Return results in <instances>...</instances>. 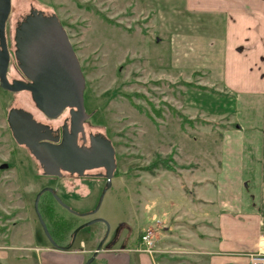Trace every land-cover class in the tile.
Segmentation results:
<instances>
[{
    "label": "rangeland",
    "instance_id": "374dc122",
    "mask_svg": "<svg viewBox=\"0 0 264 264\" xmlns=\"http://www.w3.org/2000/svg\"><path fill=\"white\" fill-rule=\"evenodd\" d=\"M32 7L56 13L68 33L85 79L86 106L94 112L90 121L114 141L117 171L91 214L69 212L48 192L36 208L37 194L52 185L84 212L98 204L104 181L45 176L7 123L11 106L32 109L24 91L0 87V246L21 245L8 250V264H39L34 246L54 239L68 244L74 228L92 219L73 245L83 239L96 248L106 222L109 237L118 232L101 252L132 259L144 230L154 228L152 251L143 250L156 264H207L205 240L218 236L207 198L237 192L243 205L252 198L261 210L264 195V93H239L247 91L243 84L227 81L232 94L221 83L222 26L216 25L210 38L204 20L183 9L184 0H11L8 39ZM238 64L245 69L243 60ZM191 67L201 70L193 74ZM182 80L216 88L219 101L204 89L206 96L186 105L188 86ZM188 198L205 217L193 215ZM198 198H205L204 204ZM47 207L54 217L73 221L72 227L56 235ZM93 256L88 253L87 261Z\"/></svg>",
    "mask_w": 264,
    "mask_h": 264
},
{
    "label": "crops",
    "instance_id": "0c3cea01",
    "mask_svg": "<svg viewBox=\"0 0 264 264\" xmlns=\"http://www.w3.org/2000/svg\"><path fill=\"white\" fill-rule=\"evenodd\" d=\"M183 9L191 15L196 14L199 20H204L203 25L209 31L210 38L214 36L211 32L217 28L215 26H222L219 27L222 33L219 72L223 86L232 94L235 92L229 86H233V83L238 86L243 84L242 88L247 90L239 93H264V0H184ZM162 31L160 38L167 34V29ZM239 60L246 63L244 70L239 66ZM191 69L193 74L201 70L199 67ZM227 81L229 86L226 85ZM205 91L188 87L184 91V103L189 105L193 99L206 96ZM216 94L207 95L209 99L219 101L215 98ZM153 195L155 200H159L156 194H151L152 197ZM188 199L193 205H189L194 209L193 215L196 218L205 217L203 213L198 214L196 205L194 207V198ZM204 199L197 200L204 204ZM207 199L214 207L213 222L218 235L205 240L207 247L203 250L208 255L207 264H251L247 254L259 248L260 237L264 234V195L259 200L262 204L261 210L259 204H253L252 198H248L251 201L243 205L237 192L233 195L228 193L225 197ZM15 247L21 248V245L0 246V264H8V250ZM34 247L39 264H86L88 253L96 249L87 246L83 239L79 245L64 247L43 243ZM139 247L141 248L140 245ZM140 248L132 259L129 255L126 258L113 252H101L100 248L96 252L98 257L95 256V264H156L152 255Z\"/></svg>",
    "mask_w": 264,
    "mask_h": 264
},
{
    "label": "water",
    "instance_id": "95a60500",
    "mask_svg": "<svg viewBox=\"0 0 264 264\" xmlns=\"http://www.w3.org/2000/svg\"><path fill=\"white\" fill-rule=\"evenodd\" d=\"M10 11L11 0H0V87L8 91L30 89L37 105L49 116L57 115L66 105H76L80 113L79 119L82 118L85 79L68 33L56 13L47 14L42 9L32 7L20 21L15 31V57L23 73L33 82L25 83L22 80L10 81L8 79L10 52L6 41L5 26ZM16 118H18L17 110L11 109L8 121L14 138L18 143H26L32 149L43 164L46 173H57L59 164L71 170H82L84 167L101 164L106 166L107 183L94 210L96 211L100 206L104 192L111 185L113 171L116 167L114 148L110 140L106 139L107 141L102 147L93 146L84 149V151L77 147L74 139L70 142L63 140L58 145L38 142V137H23V130L15 122ZM71 162L76 163L77 166L70 167ZM45 190L46 188H43L37 194L36 208L39 196ZM54 196L60 201L56 193ZM40 219L47 231L41 216ZM95 220L92 219L77 226L74 230L73 240L79 229ZM103 241L104 239L98 244L94 255L102 246ZM93 258L94 256L86 264H89Z\"/></svg>",
    "mask_w": 264,
    "mask_h": 264
},
{
    "label": "flooded vegetation",
    "instance_id": "af4514ba",
    "mask_svg": "<svg viewBox=\"0 0 264 264\" xmlns=\"http://www.w3.org/2000/svg\"><path fill=\"white\" fill-rule=\"evenodd\" d=\"M25 15L16 21L15 31H16V27L19 25L20 21L23 20ZM7 20H8V18H7ZM6 23H7V21H6ZM15 31H14V39L10 40V39H8L6 26H5L6 41H7V46H8L9 52H10V60H9V65H8V70H7V76H8V79L10 81L22 80L25 83H32L33 80L30 79L25 73H23L22 69L19 66V63H18V60L16 59V57H15V61H13L12 54H14V56H15V48H16ZM70 42H71V40H70ZM71 44H72V42H71ZM13 45H14V48H13ZM72 46H73V44H72ZM20 91H22V92L24 91V96L26 97V100H27L26 104L29 106L31 105L32 109H30L29 107H27L25 105L24 106H20V105L11 106L7 112V123H8L10 130H11V127H10V124L8 121V114H9L11 109H15V110H17V117H18L15 119V122L17 123V125H19L22 128L23 137L24 136L27 138L38 137V139H39L38 142L50 143L53 145L61 144L63 142V140H67L70 142L71 140L74 139L77 147L83 151H84V149H89L90 147H93V146L94 147H102V145L103 146L105 145V143L107 141L106 139H109L113 148H114V158L116 161V149H115L114 141L112 140V138L109 137L106 130H103L101 127H98L95 124L93 125V123L90 121V119L94 115V112H93V110H91V111L88 110V108L86 106L85 98H84V111L82 113L83 115L81 116L82 118L79 119L80 113L78 112V107L76 105H66L62 108V110L57 115L49 116L37 105V102L34 99V97L32 95V91L30 89L24 88L22 90L11 91V92H20ZM11 132H12V130H11ZM12 135H13V133H12ZM19 144L24 146V148L29 152V154L39 163V165L41 166L45 176L54 177V178L58 179L59 181L65 180V179H71V178L72 179H84V178H88L89 176H94L95 178L98 177V178L103 179V181H104L103 186L101 187V190H100V196L103 193V190L106 187V183H107V177H106L107 168L105 165L101 164V165L92 166V167H84V168H82V170H78V169H72L71 170V169L62 167V165L59 164L57 167L58 168L57 173H46L43 164L41 163L40 159L34 154L32 149L26 143H19ZM75 166H77L76 163H73V162L70 163V167H75ZM116 171H117V161H116V167L114 168V171H113V176L116 175ZM113 176H112V178H113ZM111 185H112V180H111ZM43 188H46V190L43 191L41 193V195L44 192L51 193L52 196L55 198V200L59 204H61L64 208H66L69 212H71L73 214H77V215H79V214L83 215V213L91 214L94 212V210L97 206L96 205L94 208H91V209L86 210L84 212H78L71 206V204H69L68 202L65 201L64 197L61 198L58 196L60 198V201L57 200V198L54 196V193L57 194V191L52 185H45ZM49 188H52V190H49ZM105 192H104V194H105ZM40 196H39V198H40ZM105 224H106L107 232L103 238L104 241H103L102 245L105 243V241L107 239H109V238L113 239L118 232V229L115 230L116 232L113 234V236L109 237V234L111 232V226L109 227L106 222H105ZM74 241H75V238L73 240V237H72V240L70 243L61 244V243L57 242L56 239H54L52 241V244L65 247V246H71L74 243ZM97 247H96V249H97ZM95 250H93V252H92L93 254H94ZM96 255L97 254L94 255L93 260L95 259Z\"/></svg>",
    "mask_w": 264,
    "mask_h": 264
},
{
    "label": "built area",
    "instance_id": "2783aa9c",
    "mask_svg": "<svg viewBox=\"0 0 264 264\" xmlns=\"http://www.w3.org/2000/svg\"><path fill=\"white\" fill-rule=\"evenodd\" d=\"M153 229L154 228L145 229L140 241V244L144 246H141V248L146 249L149 252L152 251V246L154 244ZM247 256L251 264H264V234L260 237L259 248L254 252H249Z\"/></svg>",
    "mask_w": 264,
    "mask_h": 264
},
{
    "label": "trees",
    "instance_id": "16d2710c",
    "mask_svg": "<svg viewBox=\"0 0 264 264\" xmlns=\"http://www.w3.org/2000/svg\"><path fill=\"white\" fill-rule=\"evenodd\" d=\"M47 12H49V11H44V13H47ZM181 83L185 84L188 87H194V88L203 89V90L207 89V90H210L212 92L218 93V90L216 88L208 86L206 84H199V83H196L192 80H182ZM46 209L48 211V217L51 220L52 224L54 225V231H55L56 235H57V233L58 234L64 233L72 227L73 221L66 219V218L54 217L53 214L50 212L51 209L49 207H47ZM89 264H91V263H89Z\"/></svg>",
    "mask_w": 264,
    "mask_h": 264
}]
</instances>
